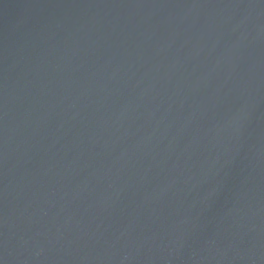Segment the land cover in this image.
<instances>
[{
    "label": "water",
    "instance_id": "95a60500",
    "mask_svg": "<svg viewBox=\"0 0 264 264\" xmlns=\"http://www.w3.org/2000/svg\"><path fill=\"white\" fill-rule=\"evenodd\" d=\"M0 264H264V0H0Z\"/></svg>",
    "mask_w": 264,
    "mask_h": 264
}]
</instances>
